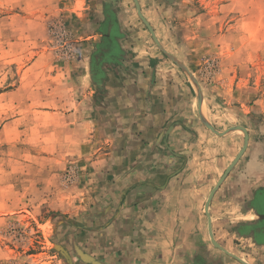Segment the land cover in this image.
I'll return each instance as SVG.
<instances>
[{
	"label": "crops",
	"instance_id": "crops-1",
	"mask_svg": "<svg viewBox=\"0 0 264 264\" xmlns=\"http://www.w3.org/2000/svg\"><path fill=\"white\" fill-rule=\"evenodd\" d=\"M119 4L72 1L77 67L50 58V108L37 103L36 73L30 101L25 109L20 104L22 111L50 112L54 169L78 166V183L50 196L52 210L69 213L62 224L72 244L62 245L68 258L92 264L83 252L98 264H242L214 247L211 229L228 251L264 264V122L242 100L248 79L229 87L231 77L220 73L201 90L186 84L171 59L140 53ZM22 89L0 98L14 94L18 107Z\"/></svg>",
	"mask_w": 264,
	"mask_h": 264
},
{
	"label": "rangeland",
	"instance_id": "rangeland-1",
	"mask_svg": "<svg viewBox=\"0 0 264 264\" xmlns=\"http://www.w3.org/2000/svg\"><path fill=\"white\" fill-rule=\"evenodd\" d=\"M72 1L0 0V92L18 84L23 88L22 96H15L18 107L13 106L14 94L0 98V264L79 263L56 247L72 248L62 227L69 213L50 208V196L62 197L78 183V166L70 162L54 169L50 112L20 107L25 109L30 101L27 91L36 73L37 103L50 108V58L74 67L80 61L79 21L69 9ZM119 1L121 24L145 51L140 53L167 57L139 18L134 1ZM138 2L165 49L184 61L179 59L186 70L176 63L175 67L188 79L186 84L201 90V83L212 84L224 73L231 77L228 86L235 87L240 77H246L242 100L260 111L264 122V0ZM74 8L78 10L77 5ZM259 127L256 124L257 133ZM62 130L56 128L54 137L60 138ZM250 262L254 264L253 258Z\"/></svg>",
	"mask_w": 264,
	"mask_h": 264
},
{
	"label": "water",
	"instance_id": "water-1",
	"mask_svg": "<svg viewBox=\"0 0 264 264\" xmlns=\"http://www.w3.org/2000/svg\"><path fill=\"white\" fill-rule=\"evenodd\" d=\"M134 1V4H135V7H136V10H137V14L139 16V18L142 20V22L146 25V27L148 28L153 40L155 41L156 45L159 47V49L169 58L171 59L174 63H176L177 65L181 66L184 68V70H186V68L182 65L181 61L175 57L172 53L168 52L165 47L163 46V44L158 40V38L156 37L155 35V32L152 28V26L150 25V23L148 22V20L143 16L142 12H141V8H140V5H139V2L138 0H133ZM170 1V0H168ZM206 125L211 128L212 130H214V128L212 126H210L207 122H206ZM246 148V143L243 145L242 149L240 150V152L237 154V156L235 157L233 163H235L239 157L241 156V154L244 152ZM223 178V177H222ZM222 180V179H221ZM220 180V182H221ZM219 182V183H220ZM218 183V184H219ZM211 198V194L209 195V198H208V201L210 200ZM206 212L208 214V204L206 205ZM208 218H209V222H210V217L208 215ZM209 233H210V239H211V242L212 244L214 245V247H217L219 248L220 250H222L224 253L228 254L229 256L233 257L234 259L238 260L240 263L242 264H249L248 262L244 261L241 257H239L238 255L228 251L227 249H225L223 246H221L215 239H214V236L211 232V229L209 230ZM60 251L61 253L63 254L64 257H66L68 259V255H67V252L60 246H56ZM80 257L84 260V261H87V262H90L92 264H98V262L91 256H89L88 254L86 253H83V252H80Z\"/></svg>",
	"mask_w": 264,
	"mask_h": 264
},
{
	"label": "built area",
	"instance_id": "built-area-1",
	"mask_svg": "<svg viewBox=\"0 0 264 264\" xmlns=\"http://www.w3.org/2000/svg\"><path fill=\"white\" fill-rule=\"evenodd\" d=\"M61 34H62V35H65V32H62Z\"/></svg>",
	"mask_w": 264,
	"mask_h": 264
}]
</instances>
